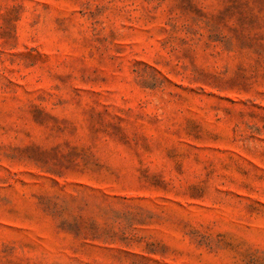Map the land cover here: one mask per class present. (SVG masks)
<instances>
[{
	"label": "rangeland",
	"instance_id": "374dc122",
	"mask_svg": "<svg viewBox=\"0 0 264 264\" xmlns=\"http://www.w3.org/2000/svg\"><path fill=\"white\" fill-rule=\"evenodd\" d=\"M0 264H264V0H0Z\"/></svg>",
	"mask_w": 264,
	"mask_h": 264
}]
</instances>
